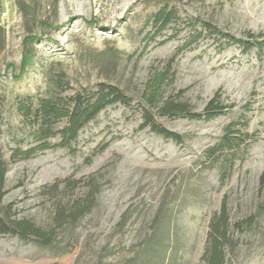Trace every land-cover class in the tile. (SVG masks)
Segmentation results:
<instances>
[{"label":"rangeland","instance_id":"rangeland-1","mask_svg":"<svg viewBox=\"0 0 264 264\" xmlns=\"http://www.w3.org/2000/svg\"><path fill=\"white\" fill-rule=\"evenodd\" d=\"M155 1L0 0V148L8 166L0 214L11 207L12 218L57 232L54 248L0 236V264H205L210 221L224 202L231 223L256 216L250 231L230 228L225 264H264V53L220 51L209 37L180 51L196 20L239 39L263 32L264 0ZM165 6L180 21L156 36L153 18ZM27 37L35 38L27 45L34 58L17 78ZM169 67L166 97L201 112L218 93L228 106L209 122L158 116L183 144L141 127L145 85ZM59 76L70 89L57 87ZM98 83L117 86L131 106L103 110L71 149L12 159L15 149L37 145L22 101L33 98L35 109L41 98L65 99ZM228 132L245 142L209 156ZM93 188L91 212L75 225L56 223Z\"/></svg>","mask_w":264,"mask_h":264},{"label":"trees","instance_id":"trees-1","mask_svg":"<svg viewBox=\"0 0 264 264\" xmlns=\"http://www.w3.org/2000/svg\"><path fill=\"white\" fill-rule=\"evenodd\" d=\"M179 21L180 18L174 9L169 6L162 7L153 18L156 29L155 35L161 34L172 24L176 25ZM198 23L202 24L201 30L194 29V26ZM191 28L189 41L180 49L181 52L209 37L220 43V51L226 46L238 45L244 54H248L255 48L258 49L260 55L264 53V31L259 34L247 32V39H239L229 32L220 30L211 22L196 20L191 25ZM179 33V31H176L175 34L164 42H160V44L164 45L168 41L176 39ZM34 39L27 37L23 42L22 69L20 74L16 76L17 78H20L25 72L24 68L28 59L32 60L34 58L27 46ZM173 79L174 77L169 67L167 70L156 72L148 80L139 104V110L143 118L141 127L144 129L150 128L153 133L165 139L172 140L177 144H183L185 142L184 137L167 129L158 120V116L209 122L225 115L228 106L222 104L217 93L201 112L193 111L186 103L165 96V87ZM57 87L66 91L70 89V84L62 76H59ZM32 102L33 98H27L26 101H22L19 104L18 109L22 113L25 123L34 129V142L37 145L27 150L15 149L11 156L12 159H30L40 152L54 148L71 149L78 142L83 129L95 120L103 110L116 104L130 107L133 99L115 85L98 83L90 88L79 87L72 96L65 99L61 97L41 98L38 100L35 109ZM61 122H65L64 126L61 129H57V125ZM236 124H230L227 130H231ZM231 135V132L226 133L218 144L209 148V156L214 157L218 152L230 150L236 146L239 148L245 142V139L242 138L243 142H240V139H234ZM56 136L60 137V142L53 144L51 139ZM7 171V162L4 160L2 149L0 148V203L6 195L5 181ZM261 184L264 185V173L261 176ZM96 194L97 191L93 188L85 200L76 203L71 209H61L58 212L56 223L59 224L67 220L70 224L75 225L94 208ZM8 209L10 211L9 214H0V236H17L22 240H30L44 248L55 247L56 228L45 230L28 219L12 218L10 215L12 209L11 207ZM255 223L256 216H250L242 221L231 223L227 204L224 202L220 212L216 213L210 221V231L203 256L205 264H225L224 249L229 241L230 228L239 232H246L252 230Z\"/></svg>","mask_w":264,"mask_h":264}]
</instances>
